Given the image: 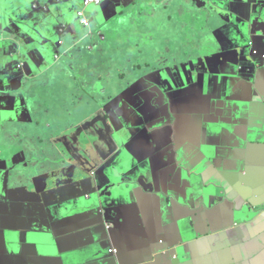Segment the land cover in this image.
Segmentation results:
<instances>
[{"label":"crops","instance_id":"crops-1","mask_svg":"<svg viewBox=\"0 0 264 264\" xmlns=\"http://www.w3.org/2000/svg\"><path fill=\"white\" fill-rule=\"evenodd\" d=\"M125 1L137 11L123 13ZM123 2L106 3L101 23H92L81 43L68 36L64 51L74 59L58 71L40 76L37 65L28 87L12 85L1 134L11 137L13 127L34 138L68 134L75 149L72 161L45 164L40 174H54L57 184L34 196L38 203L10 209L0 200V264H99L109 255L106 223L118 249V262L108 264H264V67L253 65L245 44L252 39L264 52V0L251 3L260 15L244 0ZM167 12L177 32L195 17L204 32L199 40L188 29L195 40L180 69L184 86L175 84L179 61L160 60L183 46ZM48 20L42 16L41 24ZM248 22L257 31L249 34ZM45 31L57 38L51 26ZM132 31L144 33L132 42L141 59L113 65ZM143 65L153 67L137 78ZM135 69L133 78H121L120 70ZM39 103L44 129L35 126ZM20 105L26 112L17 123ZM100 110L110 127L99 120L96 134L79 128ZM91 154L95 166L86 160ZM85 195L106 201L103 216L82 209L77 201Z\"/></svg>","mask_w":264,"mask_h":264},{"label":"water","instance_id":"water-1","mask_svg":"<svg viewBox=\"0 0 264 264\" xmlns=\"http://www.w3.org/2000/svg\"><path fill=\"white\" fill-rule=\"evenodd\" d=\"M118 1V0H117ZM84 0H0V113L2 120L7 121L5 117L6 99L10 97V92H14L13 83L18 90H23L36 79L34 67L39 69L41 65H48L50 68L61 60L68 50V36H82L86 33V28L82 29L78 21L77 7L82 6ZM114 0H105L102 5L96 9L89 10L92 16V23L98 22L102 8L106 3ZM252 0L245 1L244 5L253 15H260L261 10L257 7L251 8ZM99 14V15H98ZM22 15L25 18L19 20ZM98 15V16H97ZM47 17L49 20L46 25L41 24V17ZM249 34L257 31L254 24L248 22L245 24ZM51 26V32L55 33L57 38L46 35L44 29ZM81 29V30H78ZM82 38V37H81ZM79 42H82L80 39ZM249 59L254 66L264 67V52L259 51L253 40L248 39L245 43ZM208 45V40L204 39L202 47ZM42 74L41 72H38ZM175 84L183 85L188 79L186 71L176 70ZM23 105H20V111L12 119L17 123L24 122L25 113ZM20 115V116H19ZM9 117V116H8ZM30 122H33L31 119ZM38 123L35 121L36 128ZM0 131V200L12 208L14 204L38 203L40 200L34 196H42L49 187H55L50 184L49 174H40L45 164H56L57 159L63 156L72 161L71 151L75 149L73 144L69 151H66L60 144L61 138H54V134L46 133L44 137H32L35 132L25 131L19 127H13L12 136L6 138ZM101 133L96 136L99 137ZM14 138V139H13ZM111 144L113 141L111 139ZM30 160V162H26ZM87 162L94 163L95 158L91 154ZM92 166V167H93ZM89 172V169H86ZM86 172V173H87ZM95 175L94 172H90ZM54 175V174H53ZM64 184L60 182L58 185ZM44 190V191H43ZM41 199V198H40ZM42 201H44L42 199ZM77 202L82 209L92 210L98 216H103V208L106 201L98 203L95 197L85 195ZM44 204V202H41ZM6 221L3 215V208H0V225ZM106 223V222H105ZM106 229L109 242L108 258L101 260L99 264H108L111 261L118 262V249L114 245L111 230L113 224L106 223ZM108 225H111L109 228ZM53 229L54 226L52 225ZM55 237V235H54ZM160 252V250H159ZM0 253V257L3 256Z\"/></svg>","mask_w":264,"mask_h":264},{"label":"flooded vegetation","instance_id":"flooded-vegetation-1","mask_svg":"<svg viewBox=\"0 0 264 264\" xmlns=\"http://www.w3.org/2000/svg\"><path fill=\"white\" fill-rule=\"evenodd\" d=\"M118 1L121 3L124 0H122V1L121 0H118ZM158 2L159 1H157L156 4L153 5V6H149L150 9L157 10L158 9ZM135 3L136 2H132V1H125V2H123V6H125V8L123 7V9H124L123 10V13L128 10V7H131L132 8V11L131 12H133V13L136 12L137 10H135V9L137 8V6H136L137 4H135ZM85 14H87V18H88V20L90 22V27H91V25H92V18L89 16V9L86 10ZM101 17H102V15L100 14L99 17H98L99 21L98 22L95 21V22L96 23H101ZM78 18H79L78 23H79L80 27H82V29H85L86 28V33L88 32V34H89V31H90V34H92L91 29H89L90 27H86L83 24H81V18L79 16H78ZM97 25H99V24H97ZM100 27L102 29L103 26L100 25ZM183 27H186L187 29L184 28L183 29V32H181V31L178 32V33H180L178 36H180V37L182 36V38L179 39L178 43L179 42L183 43V46L182 47H179L176 50V52L173 53L172 55L167 54V55H163V56L160 57V60H161V58H163L164 61H162V62H164V63L165 62H169V61L174 62V61L178 60L179 63L177 65H175V70H178V71H180V69L183 67L182 65H184L188 61V60L187 61H183V60H185L186 57H188L189 50H190V47L188 48V46H190L192 44L193 40H195V37L193 38L190 33L188 34V29L189 28L194 29L196 31V35L199 38V40H200V35H202V37H204V32H203L202 25L198 21L197 17L194 18V21L193 22H187V24L184 23L183 24ZM156 28H159V26H157ZM78 30H81V29H78ZM134 34H135V32L132 31L131 34L126 35L127 37H125L124 39L120 40L121 41V46L123 45V43H127L128 44V47L127 48L122 47L121 49H118L117 54L112 57L113 58V63H112L113 65L115 64V62L117 60H119L120 67H126L127 65H129L130 63L133 62L134 58L135 59H141L139 57V55L137 53H135L136 46L134 45V43L136 42L135 40H139L140 37H143V34L144 33H140L139 32L138 33L139 35L138 34L137 35H134ZM185 34H186V37H189V38H184ZM84 35H85V33H84ZM72 37L81 39V36H74L73 35ZM185 41L188 42L187 45L184 43ZM202 41L204 42V39ZM132 42H134V43H132ZM176 44H177V41L174 43L175 47H176ZM126 52H129L128 55H126ZM66 53L67 54L64 55V57L60 60V63L59 64L58 63H55L52 68H50L48 65H41L40 68L37 69L36 72H41L42 71V74L40 73V76H43L44 73H45V77L48 78L49 75L52 72L58 71L57 68H56L57 66H59L61 64L64 65V62H65L66 59H70V58L74 59V56L72 54H68V51ZM83 64L84 63L78 62V69L80 71L84 69V67H82ZM150 67H153V66H150V65H148V66H146V65L141 66V68H139V70H137V72H139V74H140L137 78H140V77L144 76L148 72L147 69L150 68ZM135 72H136V69L134 71L120 70L119 73L122 74L121 78H123L125 80H128L130 78H133V74ZM64 74L66 76L67 72H65ZM48 80L49 79H47L46 82ZM40 108H41V105L39 103L38 104V107H37V110H36V116H37L36 122L38 123L37 126H40V128H43L44 129V127L41 126L42 116H41V110H40ZM106 114H108V113L105 110H100L99 113L96 114V116H93L92 118H89V119L85 120L84 123L79 128H84L85 132L86 131H88V132L90 131V132L96 134L97 133L96 128H97V126H99V123H98L99 120H101V121L105 120V123H103L104 126H106L107 128L110 127L108 125V123H107L108 117H106ZM46 133H49V131L46 132ZM67 136H68V134H64L63 136H60L59 138L64 137L63 139L60 140L61 141L60 144L62 145V147L66 151H69L70 148H71V146H72V141L70 142V144L69 143L67 144V138H68ZM50 182L51 183H54L55 182V177H54L53 174L50 176ZM108 227L110 228L109 225H108Z\"/></svg>","mask_w":264,"mask_h":264},{"label":"built area","instance_id":"built-area-1","mask_svg":"<svg viewBox=\"0 0 264 264\" xmlns=\"http://www.w3.org/2000/svg\"><path fill=\"white\" fill-rule=\"evenodd\" d=\"M105 0H84L83 5L80 10H78V16L81 18V24L86 27H90V22L85 14L87 9H90L92 6H100Z\"/></svg>","mask_w":264,"mask_h":264},{"label":"rangeland","instance_id":"rangeland-1","mask_svg":"<svg viewBox=\"0 0 264 264\" xmlns=\"http://www.w3.org/2000/svg\"><path fill=\"white\" fill-rule=\"evenodd\" d=\"M162 20V19H161ZM167 22H168V24H169V26H170V29H171V31H172V33L174 34V33H176V34H179L178 32H177V30H175V28H174V26H173V20H174V17H172L171 16V14H168V12H167ZM181 19L180 18H178L177 19V21H180ZM114 22H116V21H114ZM126 25H128V28L129 29H131V28H134V26H132V23L131 22H128V23H125ZM180 24V23H179ZM156 25H154L153 27H155ZM135 29V28H134ZM188 34H189V32H188ZM184 38H189V37H186V34H185V36H184ZM186 45L188 44V42H184Z\"/></svg>","mask_w":264,"mask_h":264}]
</instances>
